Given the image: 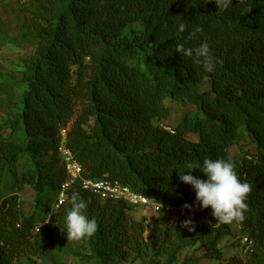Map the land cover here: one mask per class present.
Listing matches in <instances>:
<instances>
[{
  "label": "trees",
  "instance_id": "1",
  "mask_svg": "<svg viewBox=\"0 0 264 264\" xmlns=\"http://www.w3.org/2000/svg\"><path fill=\"white\" fill-rule=\"evenodd\" d=\"M19 12L24 31L8 41L31 48L19 95L15 83L0 80L7 115L0 123V185L8 172L18 189L34 190L36 207L55 204L66 181L63 139L81 178L117 181L152 201L193 208L178 222L162 214L146 223L131 216L126 201L103 200L78 179L39 225L16 192L4 193L0 264H53L67 250L73 195L88 202L87 215L98 224L82 240L89 253H77L92 264H207L181 257L197 243L217 264H264V0H232L224 12L215 0H24ZM205 40L218 61L211 74L175 52L178 44L195 48ZM174 101L190 108L168 127ZM233 145L242 148L241 159L230 156ZM204 158L231 160L252 185L246 219L232 222L251 241L243 257L222 259L217 246L232 223L201 210L179 179L187 162ZM192 175L206 179L199 170ZM189 219L192 231L183 226Z\"/></svg>",
  "mask_w": 264,
  "mask_h": 264
},
{
  "label": "rangeland",
  "instance_id": "2",
  "mask_svg": "<svg viewBox=\"0 0 264 264\" xmlns=\"http://www.w3.org/2000/svg\"><path fill=\"white\" fill-rule=\"evenodd\" d=\"M24 0H2L0 4V80H6L11 83H15L16 92L19 93L23 90V87L19 85V79L21 78V68L25 58L28 56L31 46L28 44H22L16 46L8 41L10 35L17 33L18 31H24L21 25L22 14L19 12V7L21 2ZM173 111L171 112L168 120L165 122L167 126L172 127L174 123L181 120L185 111L190 108L187 105L179 101L172 102ZM7 118L5 112L0 109V123ZM247 140L250 138L246 136ZM242 148L235 145L229 148L230 156L237 159L242 158ZM61 156V153H60ZM62 158V157H61ZM63 161V159H62ZM23 163V161L21 162ZM22 166L18 164L16 166V171L18 174L22 171ZM16 192L20 200L23 202V206L27 212L35 210L36 219L39 225H45L48 222L50 214L56 210L54 206V201L48 202L44 206H35V192L29 185H23L21 189H18L15 184H13L12 175L8 172L6 173L2 184L0 185V195L4 193ZM184 208L179 209L177 212L171 214L173 216V221L178 222ZM162 215L160 212H154L149 208L144 207H134L131 210V216L139 220L142 217L146 218V223L153 216ZM244 234L240 231L237 223H232L230 231L223 235L218 243V249L220 251L223 260H227L233 256L243 257L246 249V245L243 244ZM144 239L148 238V231L143 233ZM64 245L67 250L61 253L60 256L54 259L53 264H92L91 261L82 260L77 253L87 254L89 253L88 247L83 241L75 242L72 240H67V235L65 234ZM199 244L194 246L186 247L181 257H194L196 259H202L207 262V264H217L218 260L206 256V251ZM51 260V259H49ZM120 264H142L140 261H128L121 262Z\"/></svg>",
  "mask_w": 264,
  "mask_h": 264
},
{
  "label": "clouds",
  "instance_id": "3",
  "mask_svg": "<svg viewBox=\"0 0 264 264\" xmlns=\"http://www.w3.org/2000/svg\"><path fill=\"white\" fill-rule=\"evenodd\" d=\"M215 4L219 12H224L231 6L232 0H215ZM183 28L184 25L181 24L180 30ZM175 52L189 58L194 65L200 66L209 74L216 71L218 61L206 40L195 48H186L183 44H178ZM193 170L201 171L206 179L192 175ZM185 171L187 174H184ZM179 173L181 182L190 185L195 192L196 204L201 210L210 208L216 222L227 224L234 221L243 222L246 219L245 213L248 211L246 201L252 192V185L240 180L234 162L223 158H204L202 163L187 162L185 170ZM69 203L70 207L65 216L67 240L79 242L90 239L97 232L98 224L94 218H89L87 215L88 202L73 195ZM184 207L189 210L193 208L192 205L187 204ZM183 226L189 231L194 229L190 219L183 221Z\"/></svg>",
  "mask_w": 264,
  "mask_h": 264
},
{
  "label": "built area",
  "instance_id": "4",
  "mask_svg": "<svg viewBox=\"0 0 264 264\" xmlns=\"http://www.w3.org/2000/svg\"><path fill=\"white\" fill-rule=\"evenodd\" d=\"M166 129L170 130L168 127H166ZM61 135L64 138V130L61 131ZM63 142L64 140L62 139L58 150L63 159L66 181L62 184L57 202L54 204L56 208L62 202L64 189L78 179H81V185L83 188L97 194L103 200H124L133 207L137 206L149 208L154 212H160V214L165 215H171L179 209L184 208L176 207L160 201H152L142 194L132 191L128 186H125L117 181L81 178V168L78 163L73 160L70 152L64 147ZM243 244L246 245V249L251 244V241L248 240L247 236H244Z\"/></svg>",
  "mask_w": 264,
  "mask_h": 264
}]
</instances>
